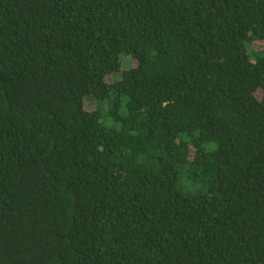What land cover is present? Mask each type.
<instances>
[{"label": "trees", "instance_id": "obj_1", "mask_svg": "<svg viewBox=\"0 0 264 264\" xmlns=\"http://www.w3.org/2000/svg\"><path fill=\"white\" fill-rule=\"evenodd\" d=\"M0 264H264V0H0Z\"/></svg>", "mask_w": 264, "mask_h": 264}, {"label": "rangeland", "instance_id": "obj_2", "mask_svg": "<svg viewBox=\"0 0 264 264\" xmlns=\"http://www.w3.org/2000/svg\"><path fill=\"white\" fill-rule=\"evenodd\" d=\"M88 104L90 105V102H88Z\"/></svg>", "mask_w": 264, "mask_h": 264}]
</instances>
